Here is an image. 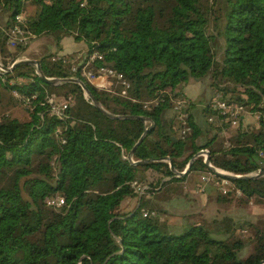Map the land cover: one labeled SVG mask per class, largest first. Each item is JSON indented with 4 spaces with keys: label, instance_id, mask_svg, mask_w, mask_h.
<instances>
[{
    "label": "trees",
    "instance_id": "16d2710c",
    "mask_svg": "<svg viewBox=\"0 0 264 264\" xmlns=\"http://www.w3.org/2000/svg\"><path fill=\"white\" fill-rule=\"evenodd\" d=\"M26 0H0L8 15L6 26L22 11ZM35 5L25 25L34 34L72 35L94 50L102 61L129 81L127 95L96 87L70 64L40 55V68L19 63L0 70V264H257L264 260V231L251 221L216 218L221 226L216 237L202 223L171 232L148 194L158 187L143 183L146 171L157 173L159 188L178 192L179 181L192 170L208 165L196 156L209 149L215 166L246 174L264 170V0H27ZM25 47H21L24 49ZM15 54L5 43L0 27V62L10 63ZM219 55V56H217ZM209 74L211 85L224 89L230 98L261 112L257 130L238 126L229 144L218 147L219 131L212 123L211 137L195 138L202 128L191 118L190 129L181 135L167 89L181 94L189 78ZM81 79L101 108L92 102ZM14 82H10V80ZM120 85L115 87L120 90ZM16 90L19 97L13 93ZM179 91V92H178ZM71 93L75 102L67 117L49 112L46 95ZM241 94L246 95L243 97ZM158 97L157 104L143 101ZM134 98V100L132 99ZM207 116L206 107H204ZM153 125L127 155L146 127ZM206 118V117H205ZM207 120V118H206ZM175 135V138L172 137ZM263 150V154L259 151ZM242 189L239 198H264V174L233 177ZM148 187L139 198L137 186ZM61 194L64 204L54 207L47 198ZM137 196L132 207L127 205ZM231 194H217L227 202ZM125 205L123 206V203ZM148 211L145 215L144 211ZM253 228L252 249L239 255L246 242L234 236L238 228Z\"/></svg>",
    "mask_w": 264,
    "mask_h": 264
},
{
    "label": "built area",
    "instance_id": "2783aa9c",
    "mask_svg": "<svg viewBox=\"0 0 264 264\" xmlns=\"http://www.w3.org/2000/svg\"><path fill=\"white\" fill-rule=\"evenodd\" d=\"M85 2L86 0H81L80 4H84ZM25 20L26 17L22 12L16 13L14 20L3 29L5 43L8 48L12 47L21 49V47H26L31 38L34 37V34L26 27ZM51 58L53 60L60 59L64 64H70L72 70H77L79 68L80 73L98 88L119 93L121 95H127V88L130 85L129 81L121 72H118L105 62L97 63L98 61L104 60L102 53L97 50L91 51L87 56L86 52L81 53L80 51H74L71 53L57 52L52 54ZM15 60L17 59L15 58L10 61L7 66H10ZM1 68L2 65H0V69ZM12 82H14V80H11V83ZM114 83L121 86L120 90H117L112 86ZM220 85L222 86L223 83ZM221 86L214 87V90L208 98V101L204 104V107H206L208 113L206 116L207 121L217 126L221 137L220 143L222 146H226L229 144L230 134L239 126L242 116L247 111L244 102L230 98V94H226L224 89L220 88ZM13 92L18 97L20 96L16 90H13ZM163 93L168 94L170 97L174 116L177 122L181 125L179 133L185 135L190 129L188 123V109L191 104L190 99L181 94L173 95V93H170L167 89L163 90ZM242 96L246 97L244 94H242ZM132 99L134 100V98ZM263 99L262 102L264 101ZM45 100L49 104V112L61 118L67 117L69 107L75 102V98L71 93H67L63 96H55L54 94L46 95ZM158 101V97H155L144 100L143 104L147 107L148 105L157 104ZM260 115L261 112L256 111V118H259ZM150 122L151 121L146 120V126ZM199 151L200 153L197 156H202L203 161H205L209 149L207 147H201ZM259 154L262 155L263 150H260ZM124 156L126 157V155ZM208 163L213 165L210 161H208ZM214 167L215 169H210L208 166L207 169L203 170L199 175L200 182L196 184L194 190L201 192L204 190L205 183H212L218 193L224 195L231 193L235 198L241 197L243 195L242 189L231 180V177L228 176L229 174L237 176L241 175V173L229 171L215 165ZM258 171L259 169L250 173H257ZM147 187V184L137 186L136 189L140 196L144 193V190ZM47 204L54 207H60L64 204V197L61 194L49 196L47 198ZM147 213L148 211L145 210L144 214L146 215ZM238 231L246 233L247 229L241 227Z\"/></svg>",
    "mask_w": 264,
    "mask_h": 264
},
{
    "label": "rangeland",
    "instance_id": "374dc122",
    "mask_svg": "<svg viewBox=\"0 0 264 264\" xmlns=\"http://www.w3.org/2000/svg\"><path fill=\"white\" fill-rule=\"evenodd\" d=\"M34 10L35 5L32 2L26 0L21 12L26 17L33 14ZM7 17V13L0 8V27H2V29L6 27ZM39 37H42L41 40H39L40 44L35 45L34 43ZM73 40L76 42L84 41L82 39H76L73 36L69 38H64V42L66 44L73 42ZM30 45L31 47L29 48V50L25 51V49H27ZM26 47L24 49H16L10 47L9 49L12 51L13 54H15V58L18 60L21 58H34V56L39 55L41 53L55 52V49L57 48L56 40L53 33H43L39 36H34L33 38H31L29 44ZM80 52L85 53L82 51ZM24 55H29L31 57H23ZM11 57L12 54L11 56L7 57V60L10 61ZM200 79L201 86L198 92L194 95V97H192L193 101L191 104V112L193 120L196 123L200 124V126L204 127L207 123L202 112V104L206 101L210 94L211 77L209 74H207L201 77ZM112 86L116 87L117 84L114 83ZM168 109H170V112L168 113L169 115L166 117H171L173 115L171 111L172 107ZM246 111H248L249 118L247 122H240L239 126L245 128L248 127L252 130H257L259 128V121L258 118H256L255 116L256 111L250 110L248 107H246ZM208 131V137H210L211 133L213 132V129L209 126ZM195 140L198 142L201 141V138L197 137L195 138ZM219 140L221 141V137H219ZM220 141L218 142L219 148L222 147ZM202 172L203 170H192L189 172L188 176H199ZM145 175L146 178L142 182L149 183L153 187L158 188L150 192V196H144V198L147 199L149 206L156 208V210H158L161 214L162 218H165V223L169 231L178 233L181 232L184 228L190 226V224L202 223L206 228L211 230V234L213 236L227 237L226 234L220 232L216 233L217 228L220 227L221 224L218 221H215V219L222 218V216L226 213H218V209L221 208L223 204L217 202L213 189H209L203 194L195 193L194 187H190V182L187 178L181 185L183 186V188L185 187L184 191H181L180 193L178 192L176 195L170 194V196L169 194H166L164 192V189L159 188L157 183L158 176L155 171L149 169L146 171ZM239 198L235 199L237 204H234V210L230 211L229 214L226 215L230 216L234 220V222L251 221L254 224L258 225L259 228L264 231V198L259 199L256 196L248 197V199ZM137 199H139L137 198V196L131 198V202L127 206L132 207ZM124 205L125 202L123 203V206ZM239 229H241V227H239L238 230ZM233 235L241 237L245 240L246 244L239 252V255L241 257H244L252 249L253 228H251L250 231L246 233L236 231Z\"/></svg>",
    "mask_w": 264,
    "mask_h": 264
},
{
    "label": "crops",
    "instance_id": "0c3cea01",
    "mask_svg": "<svg viewBox=\"0 0 264 264\" xmlns=\"http://www.w3.org/2000/svg\"><path fill=\"white\" fill-rule=\"evenodd\" d=\"M69 37H72V35H66V36H63L61 39H60V46H61V49H58V48H56L55 50L56 51H58V52H64V53H71V52H73V51H82V52H85V50L87 49V44L83 41V42H80V41H78V42H76V41H74L73 40V42H70L69 44H66L65 42H64V38H69ZM41 38L42 37H39V38H37L36 39V41H35V45L36 44H40V41L39 40H41ZM39 42V43H38ZM34 45V46H35ZM48 45V44H47ZM57 46V45H56ZM31 47V45L27 48V49H25V51H28L29 50V48ZM52 50H54V49H52ZM43 53H41V54H39V55H36V56H34V58H40V55H42ZM23 57H31V56H29V55H24ZM200 86H201V79L200 78H189V80L185 83V85L182 87V93H181V95H184V96H186V97H188L189 99H190V101H191V104H192V97H194V95L198 92V90H199V88H200ZM213 90H214V86H212L211 85V91H210V94H209V96H208V98L210 97V95L212 94V92H213ZM208 98L206 99V101L202 104V112H203V115H204V117H206L205 115V110H204V104L208 101ZM191 104H190V113H191V118H192V120H193V117H192V112H191ZM171 111H172V114H174V111H173V109H171ZM170 112V109H166L165 110V113H164V116L166 117V116H168L169 113ZM248 118H249V115H248V111L247 112H245L244 113V115L242 116V118H241V121L240 122H247V120H248ZM194 121V120H193ZM205 121H207L206 120V118H205ZM194 123H196L195 121H194ZM207 123V122H206ZM197 125H199L200 126V124H198V123H196ZM201 128H202V132L197 136V137H200L201 138V141H196L197 143H204L207 139H209L210 137H208V133H209V125H208V123L206 124V126H204V127H202V126H200ZM196 137V138H197ZM220 141V140H219ZM218 141V142H219ZM157 174V173H156ZM189 174V173H188ZM188 174L186 175V177H185V179L184 180H181V181H179V184H181L182 185V183L188 178L189 179V182H190V187H194V189H195V186H196V184H198V182H200L199 181V176H192L191 177V175L190 176H188ZM188 176V177H187ZM185 188V187H184ZM184 188H183V186H181V189L178 191L179 193L181 192V191H184ZM209 189H213L214 190V194H215V198H216V200H217V194H218V192H217V189L214 187V185L212 184V183H205L204 184V190L203 191H201V192H197V191H195V193H198V194H203L204 192H207ZM165 192V191H164ZM178 192H174V193H170V192H165L166 194H173V195H176ZM186 192V191H185ZM151 195V193H149L148 194V196H150ZM171 196V195H170ZM217 202H219L220 204H223V206L221 207V208H219L218 209V213H226V214H229V212L230 211H233L234 209H233V207H234V204H237V202L233 199V200H231V201H227V202H223V201H219V200H217Z\"/></svg>",
    "mask_w": 264,
    "mask_h": 264
},
{
    "label": "water",
    "instance_id": "95a60500",
    "mask_svg": "<svg viewBox=\"0 0 264 264\" xmlns=\"http://www.w3.org/2000/svg\"><path fill=\"white\" fill-rule=\"evenodd\" d=\"M30 63L32 65L35 66L36 68V72L39 73V75L44 79L46 80L47 82H51V83H54V82H57L59 79L58 78H55V77H48V76H45L42 71H41V68H40V58H21V59H18V60H15L10 66H5V65H2V68L0 70H10L13 68L14 65L16 64H19V63ZM63 79H69V80H74V81H77L79 82V84L82 86V88L84 89L85 93L92 99V102L99 106L101 108V105H99L97 99L90 93L89 89L87 88V86L85 85V83L79 79L78 77L76 76H68V77H65ZM179 92V91H178ZM109 115L111 116H116V117H136V118H140L141 120L143 121H146V120H149L150 119L148 117H145L143 115H119V114H111V113H108ZM153 125V122L151 121L144 129V131L142 132V134L140 135L139 139L137 140V142L132 146V148L129 150L128 154L126 155V157L133 163H139V162H146L148 161L149 159H144V160H134L132 158V153H133V150L134 148L136 147V145L142 140V138L144 137V135L146 134V132L148 131V129ZM173 138H175V135H172ZM200 153V151L198 150L196 153H194L191 158L189 159L185 169L183 171H178L176 170L173 165L171 164L170 160L168 157H165L164 159L167 160L170 164V167L172 168V170H174L175 172V175H182L184 174L188 167L190 166V163L192 162V160ZM208 156H209V153H207V159L205 160L206 164H208L209 168L210 169H215L214 165H211L208 163ZM264 174V170L259 168V171L257 173H246V174H241V175H232V174H229L228 176L233 178V177H240V176H243V177H256V176H260ZM141 196L139 195V198ZM257 264H264V260H261L259 263Z\"/></svg>",
    "mask_w": 264,
    "mask_h": 264
}]
</instances>
